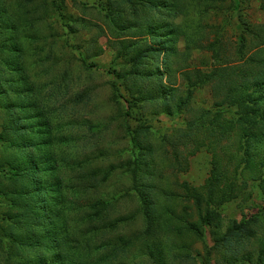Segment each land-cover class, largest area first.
<instances>
[{
    "label": "rangeland",
    "instance_id": "1",
    "mask_svg": "<svg viewBox=\"0 0 264 264\" xmlns=\"http://www.w3.org/2000/svg\"><path fill=\"white\" fill-rule=\"evenodd\" d=\"M9 1L12 17L8 19L21 29L23 69L7 75L11 83L33 89L28 99L40 115L32 112L28 129L46 128L49 145L44 150L55 168L48 176L58 180L60 216L66 217L65 225L59 220L57 226L47 227L52 244L66 248L74 264H102L108 254L109 264H157L160 255L166 264H264L262 160L247 163L238 130L229 128L223 139L215 133L212 144L202 140L215 118L214 100L225 92L213 80L216 70L242 64L248 54L264 47V0H237L234 10L231 0H205L206 5L204 0H183L182 15L141 0L135 12L143 14L145 23L152 19L160 32L166 33V26L157 18L181 24L183 32L168 37L170 45L158 35L134 37L131 29H117L111 17L124 7L122 3L117 7V0ZM0 18H4L1 13ZM25 21L36 22L32 41H27ZM126 40L136 42L135 49L129 50ZM143 42L153 48L146 52ZM138 52L141 56L136 59ZM2 74L4 83L6 74ZM3 92L1 100L6 89ZM185 96L190 98L188 107H181ZM200 114L203 123L196 125L194 118ZM218 123V130L227 129L221 119ZM1 125L0 118V131ZM92 128L97 131L92 133ZM255 134L260 146L250 151L259 154L264 132ZM148 149L143 174L154 193L151 200L160 228L159 237L146 242L147 237L140 235L145 225L136 214L137 205L119 195L135 191L124 164ZM34 151L38 154L40 149L32 147L31 154ZM23 157L16 145L8 147L0 141V178L6 174L3 189L9 185L7 177H17L5 169L6 160L18 162ZM217 170L207 207L212 219L205 225L182 183L200 187ZM87 171V179H81ZM11 197L0 191V217L7 218L9 209H17ZM110 199L121 201L113 203L112 212L107 209L110 217H93L96 209L91 204ZM129 209L131 219L119 220ZM83 221L95 229L91 239L95 248L81 261L75 246L84 239L76 234ZM188 221L196 222L200 232L176 229ZM57 227L65 239L55 235ZM5 239L0 237V264ZM127 239L134 247L115 262L120 242ZM148 244L163 250L156 252V259L143 253Z\"/></svg>",
    "mask_w": 264,
    "mask_h": 264
},
{
    "label": "trees",
    "instance_id": "2",
    "mask_svg": "<svg viewBox=\"0 0 264 264\" xmlns=\"http://www.w3.org/2000/svg\"><path fill=\"white\" fill-rule=\"evenodd\" d=\"M140 1L117 0V7H120L121 3L124 7L111 17V21L115 23L114 26L117 29H131V35L134 37H142L148 34L158 35L165 45L172 44V42H169L170 38L168 39V37L173 34L177 35L181 31L183 32L181 24H173L172 21L168 22V19L157 18L160 24L166 26L167 34L164 31L160 32L156 29L152 19L145 23L144 18L140 17L143 14L135 12L137 7L142 5ZM147 1L158 9L162 6L166 7L169 13L173 9L176 11L175 14L179 13L182 15L183 13V0ZM227 2L230 3L229 0ZM202 3L208 4L205 0ZM237 5V0H231V8L233 10ZM127 10L130 11L127 13ZM11 11L10 1L0 0V13L4 17L0 18V81L3 77L2 73L6 74L5 82H0V95L5 93L3 92L4 89L7 91L5 98L0 99V105L2 108L4 107V116L0 117L2 119L0 141L8 147L16 145L18 152L26 157L19 158L18 162L13 159L6 160L8 165L5 169L11 170L17 177H7L9 185L5 189L1 185L2 179H6V174L0 178L1 194L11 193V205L12 207H17L12 212H10L12 209L8 210L7 218L0 217L2 220L0 237L5 236L7 238L3 247L4 258L2 264H74L69 261V251L66 248L59 244H52V234L47 230V227L57 224L59 220H61L62 225H65L66 217L61 219L60 216L59 209H62V207L60 205L61 196L57 187L58 180L56 177L48 176L50 171H54L55 168L50 166L52 162L48 153L44 150L49 145L48 136L45 135L46 128L45 130L44 128H38L36 132L28 129L29 121L33 120L32 112L37 111V115H40V111L35 107V102L32 99H28L33 89L30 85H16L14 80L11 83L12 79L8 77V75L19 73L18 70L23 69V64L20 61L23 54L19 46L21 29L18 28L19 25L16 22L8 19V17H12ZM204 11L207 12V9L204 8ZM25 23L24 30L28 31L27 41H32L36 32V22L28 24L25 21ZM261 28H264V25ZM42 41L44 40L40 39L41 43ZM124 42L127 45L130 44L128 46L131 47L129 50L135 49L136 42L130 40ZM29 43L31 47L32 42ZM262 44L264 45V43ZM144 45L146 52L153 48L146 43ZM125 53L124 51L123 54ZM140 56L141 53L139 52L135 54L136 59ZM1 67L6 68V70H1ZM213 80L220 89L224 88L225 92L214 100V120L216 121L212 120L208 123L206 134L202 137V140H209L208 143L212 144L215 133L219 139H223L222 134L225 136L229 128L238 130L241 133V141L248 156L246 159L247 163H253L255 158H261L260 164L264 168V149L260 148L259 154H256V150L254 152L250 151L255 145L260 146L258 139L256 140L257 134L255 132H264V108H261L264 107V47L260 48V51L248 54L242 64L219 67L213 75ZM18 96L20 97L18 98ZM140 99H144V97ZM189 100L190 98L185 96L180 100L179 106L188 107L186 102ZM203 116V114L195 116L196 125L203 123ZM218 119H221L227 128L226 130H218ZM44 126H46V123ZM92 129V133L97 131L94 128ZM132 142H135L134 136H132ZM32 147L39 148L40 152L37 154L34 151L31 154ZM148 152L149 149L145 150V152H138L131 161L124 164V167L128 169L127 174L129 175L130 185L135 191L125 190L124 193L119 195L122 199L129 200L137 205L136 214L143 218L145 225L140 235L147 237L148 240L145 239L146 242L157 239L159 237V229L157 228H160L157 225L160 223V219L157 220L159 218L158 211L151 200L154 193L149 192L151 186L148 185L146 175L143 174L144 168L148 165V161L146 162ZM218 171L214 175L211 174L210 179L200 187L188 186L186 183H182V186L186 188V194L190 196L194 204L198 219L204 216L205 225L210 223L212 219L207 207L217 182ZM87 175L88 171L85 176L83 175L84 178L81 179L86 180ZM41 179L43 180L41 181ZM262 181H264V175H262ZM199 188L201 189L199 190ZM204 191L206 195L203 198ZM115 201L121 202L119 199H110L108 201L97 200L92 203L91 207L96 209L93 217L109 218L110 214L108 211L112 212ZM130 213H132V210L129 209V214L119 220L128 221L131 219L129 217ZM7 219L11 221L8 223L6 222ZM176 229L180 232H193L195 234L200 232L196 222L192 221L182 222ZM59 230L60 227H57L55 235L60 239H65L66 236H62ZM94 230L93 228L89 229L88 221H83L81 228H76V234L84 238L83 241L77 242V246H75V252L78 257L81 255V261L82 255L90 254L95 248L92 246L93 241L91 240L92 235L95 233ZM120 243L119 254L115 255L117 259L114 260L115 262H118L121 253L130 251L135 245L131 239ZM159 250L163 251L148 244L143 253L150 258L155 257L156 259V252ZM110 261V254H108L102 259V264H109ZM156 263L166 264L161 255L156 259Z\"/></svg>",
    "mask_w": 264,
    "mask_h": 264
}]
</instances>
